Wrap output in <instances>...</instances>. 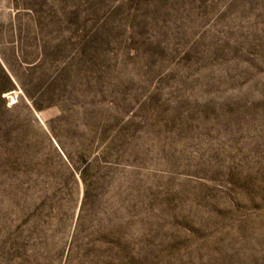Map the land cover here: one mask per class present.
<instances>
[{"label":"rangeland","instance_id":"374dc122","mask_svg":"<svg viewBox=\"0 0 264 264\" xmlns=\"http://www.w3.org/2000/svg\"><path fill=\"white\" fill-rule=\"evenodd\" d=\"M0 264H264V0H0Z\"/></svg>","mask_w":264,"mask_h":264}]
</instances>
